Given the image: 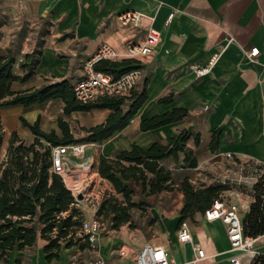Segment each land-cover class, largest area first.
<instances>
[{
	"label": "crops",
	"instance_id": "crops-1",
	"mask_svg": "<svg viewBox=\"0 0 264 264\" xmlns=\"http://www.w3.org/2000/svg\"><path fill=\"white\" fill-rule=\"evenodd\" d=\"M15 1L20 16L35 20L43 17L49 22L40 42L20 32L11 34L7 27L0 28L2 51L13 49L17 43L14 47L17 75L24 72L20 62L25 55L36 47L41 49L35 73L26 81H15L13 86L17 90L64 79L76 82L84 76V62L102 42L123 50L129 42H141L146 37L148 18L138 24H124L121 14L131 10L154 16L151 23L160 30L161 39L154 52L145 58L144 76L136 89L145 87L148 97L122 130L103 141H90L97 146H92L88 153L98 156L95 164L98 171L101 154L112 155L118 149H129L135 144L147 148L156 141H171L185 130L190 133L187 147L198 164L186 163L184 152L179 158L169 155L162 159V163L173 170L174 188L148 196L150 204L145 207L156 222L147 230L131 229L132 220L118 229H102L95 244L85 238L80 244L63 248L60 256L51 260L47 259L44 249L48 241L39 235L35 244L12 250L6 264H89L99 256L106 264H134L141 247L156 238L166 245L179 264H195L191 263L195 256L194 244L203 246L210 256L209 261L202 264H232L231 257L238 251L232 250L224 223L207 220L203 212H197L194 221L183 219L184 193L179 186L185 178L193 183L210 184L232 158L264 163V0ZM171 12L175 14L167 23ZM254 46L261 52L256 59H250L248 51ZM216 53L219 56L211 71L198 75L196 67L206 65ZM125 60L131 61H117ZM163 97L171 99L161 101ZM64 105L65 102L57 98L29 107L17 104L2 110L21 115L35 108V112L27 116L28 120L34 122L38 116L41 121L51 118L50 129L57 127L59 117L69 120L67 116L78 117L77 114L80 124L89 128L104 122L112 111L110 108L75 110L66 116L58 112ZM174 108H186L188 114L155 128H141L143 119ZM11 118L14 123L15 116ZM7 119L8 127L15 130ZM66 158L78 162V157L71 154ZM91 158L94 162L93 156ZM109 183L110 193L121 197ZM173 196L178 199L173 200ZM232 200L240 204L243 218L247 209L245 195L238 192ZM93 208L88 210V217L96 213ZM140 219L141 223L146 221L145 217ZM184 220L190 225L192 242L179 239L178 230ZM262 237L264 234L259 235L257 242ZM257 242L254 247L264 254ZM124 246L127 249L121 248ZM120 249H125L127 254L120 255ZM250 258L246 257L243 264H255Z\"/></svg>",
	"mask_w": 264,
	"mask_h": 264
},
{
	"label": "trees",
	"instance_id": "trees-1",
	"mask_svg": "<svg viewBox=\"0 0 264 264\" xmlns=\"http://www.w3.org/2000/svg\"><path fill=\"white\" fill-rule=\"evenodd\" d=\"M40 53L41 49L37 47L27 53L20 62L24 72L17 75L14 72L15 51L12 48L6 51L0 49V143L3 141L4 107L17 104L29 107L60 98L65 102V114L75 110L110 108L112 111L104 122L85 128L88 141H103L128 125L148 97L144 87L134 90L130 96L105 95L85 102L76 98L74 83L68 79L15 89V81H26L35 73ZM129 60H101L96 64V69L119 76L132 67L134 61ZM170 99L163 97L160 100ZM126 101L127 108L124 107ZM187 114L186 108H174L143 119L141 128H155L182 119ZM20 120L36 138L27 144L14 130L7 156L0 165V260L4 264L8 262L12 250H22L35 244L39 235L48 241L44 247L48 260L59 257L63 248L80 244L85 239L79 234L83 216L75 206V195L63 176L53 169V148L79 142L70 122L61 116L58 131L44 129L40 116L34 122L24 115L20 116ZM189 138L190 133L183 130L171 141H156L147 148L135 144L129 149H118L112 155L101 154L98 172L112 183L117 193L124 196V201L118 200L120 196L112 193L101 200L97 215H106L112 221V228L118 229L132 220L131 210L138 205L132 199L134 185H142L148 195L173 189V170L162 163V159L169 155L179 158L180 153L184 152V161L196 166L198 160L187 147ZM179 188L184 193L182 218L187 219L194 218L197 212L205 213L225 186L216 181L197 186L190 178H185ZM256 189L261 188L257 185ZM243 226L247 236L264 234V201L261 198H256L250 211L243 217Z\"/></svg>",
	"mask_w": 264,
	"mask_h": 264
},
{
	"label": "built area",
	"instance_id": "built-area-1",
	"mask_svg": "<svg viewBox=\"0 0 264 264\" xmlns=\"http://www.w3.org/2000/svg\"><path fill=\"white\" fill-rule=\"evenodd\" d=\"M175 12L168 16L167 23L171 22ZM149 19L150 25L146 37L141 42H129L123 50H119L109 42H102L96 51L84 62V76L74 82V94L78 100L90 101L105 95L130 96L138 88L141 82L145 68V58L152 54L160 42L161 32L152 25L154 16H148L139 11H127L120 15V20L127 24L129 22L138 24L144 19ZM261 52L258 46L252 47L248 51L250 59H256ZM219 54L216 53L211 60L203 66H197L198 75H203L211 71L215 65ZM132 59L131 68L119 76L112 72L96 69V64L101 60H119ZM86 149V143L75 142L68 145H59L53 148L54 171L60 173L65 182L67 174V161L64 160V154H81ZM74 192V191H73ZM79 191H77L78 193ZM75 195L76 200L77 194ZM256 200V199H254ZM77 202V201H76ZM76 204V203H75ZM100 202L94 204L97 209ZM204 217L207 220H221L226 228L227 236L232 249L238 251L231 257L232 264H243L246 257L251 256V261L255 264H264V254H261L254 244L259 236H247L244 233L243 218L240 204L232 199L218 196L214 199L212 206L206 209ZM103 228V222L97 212L89 217H84L79 234L85 237L91 244H95L98 234ZM179 239L182 242H192L193 234L187 220L182 221L178 230ZM195 256L191 263L202 264L209 261L210 256L205 248L199 244L193 245ZM120 255H126L125 249L119 250ZM252 261V262H253ZM89 264H106L105 259L101 256L90 261ZM134 264H179L174 259L171 251L164 243L157 238L146 242L135 257Z\"/></svg>",
	"mask_w": 264,
	"mask_h": 264
},
{
	"label": "rangeland",
	"instance_id": "rangeland-1",
	"mask_svg": "<svg viewBox=\"0 0 264 264\" xmlns=\"http://www.w3.org/2000/svg\"><path fill=\"white\" fill-rule=\"evenodd\" d=\"M49 23L47 19H43V17L38 20L30 19L25 16H20V14L17 11L16 7V1L15 0H0V28L7 27V30H10L12 33H21L22 36H27L32 41L40 42V40L43 39V37L46 35V24ZM17 43L14 45L16 48ZM13 47V50H14ZM128 101H126L124 107L127 108ZM3 110H6L3 108ZM2 114V124H3V141L0 143V165L5 160L8 152V148L10 145V140L13 137V131L10 127H8V124L6 122L7 120L10 122L13 121L11 118L12 116L14 118V123H10V126H15L16 131L18 132L21 139H23L27 144H30L33 142L36 138V135L32 133V131L25 127L21 120L20 116L24 115L26 118L27 116H31L32 113L35 112V108L33 111H26L25 114H17L15 115L14 111H3ZM59 113H64V106L61 107V110L58 111ZM65 114V113H64ZM66 116L69 114H65ZM78 117H68V120L71 124V127L75 133V135L78 138L79 142L86 143V149L81 154H72L74 157H78V162L75 163L72 162L70 159L66 158L68 160L67 164V174H66V184L67 186L77 194V199L75 206L79 209L81 212L83 218L88 217L87 213H89L88 210L94 209V204L97 203V201L101 202L102 199L105 197L111 195L109 187L110 183L109 181L103 180L101 175L96 169V161H97V155L94 156V154L88 153V150L91 149L92 145L90 141L87 139L88 132L86 129L80 124V115L77 114ZM41 117V116H40ZM64 117V116H63ZM60 118V117H59ZM58 118V119H59ZM37 119V118H36ZM65 119V118H64ZM30 121V120H29ZM43 123V125H42ZM51 118H44V120L41 121V125L44 129L49 130L51 126ZM56 129L59 131V126L57 123ZM51 130V129H50ZM95 159V161H92V157ZM69 165V166H68ZM225 168L224 170H219L217 173V177L215 180L216 182H219L225 186V189H223L220 192V196H223L228 199H232L234 195H236L238 192L243 193L245 195V198L247 199V203H245V214H247L252 205H253V199L254 197L258 200L261 198V201H264V163L254 161L252 159L250 160H240L232 158L229 161L226 162V165L224 164ZM95 167V168H94ZM197 186L206 184L204 181H199V183H194ZM260 186V190L256 189V186ZM134 192L132 199L134 202H136L138 205L132 208L131 213L132 217L134 216V219H132V222L129 224L131 229H148V226L154 224L156 222L155 217H153L150 212H148L147 208L145 206H148L150 204V201L148 200V194H146L143 190L142 185H134L133 186ZM77 191H79L77 193ZM73 192V193H74ZM78 194H82V198H78ZM234 194V195H233ZM173 200H177L178 198L176 196L172 197ZM120 201H124V196L121 195L119 197ZM96 209V208H95ZM98 208L96 209L97 212ZM140 217H145L146 221L141 223ZM100 218L103 222V230H107L112 228V223L110 222V218H107L106 215L102 214L100 215ZM144 220V219H143ZM142 220V221H143ZM188 220L194 221V218L189 217ZM124 225V224H123ZM111 226V227H110ZM258 245L263 247L264 249V240H259ZM127 249V247H121ZM57 259V258H55ZM0 264H4L3 260H0Z\"/></svg>",
	"mask_w": 264,
	"mask_h": 264
},
{
	"label": "bare ground",
	"instance_id": "bare-ground-1",
	"mask_svg": "<svg viewBox=\"0 0 264 264\" xmlns=\"http://www.w3.org/2000/svg\"><path fill=\"white\" fill-rule=\"evenodd\" d=\"M70 153H67V154H64V160H66V156L67 155H69ZM72 155V154H71ZM67 161V160H66ZM68 163V162H67ZM69 166V165H68ZM260 239H262V240H264V237H262V238H260ZM233 251L235 250V249H232Z\"/></svg>",
	"mask_w": 264,
	"mask_h": 264
},
{
	"label": "water",
	"instance_id": "water-1",
	"mask_svg": "<svg viewBox=\"0 0 264 264\" xmlns=\"http://www.w3.org/2000/svg\"><path fill=\"white\" fill-rule=\"evenodd\" d=\"M83 197V195L82 194H78V198H82Z\"/></svg>",
	"mask_w": 264,
	"mask_h": 264
}]
</instances>
